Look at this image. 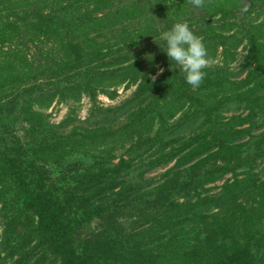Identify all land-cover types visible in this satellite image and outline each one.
I'll use <instances>...</instances> for the list:
<instances>
[{
  "label": "trees",
  "instance_id": "trees-1",
  "mask_svg": "<svg viewBox=\"0 0 264 264\" xmlns=\"http://www.w3.org/2000/svg\"><path fill=\"white\" fill-rule=\"evenodd\" d=\"M237 1L203 0L192 21L203 44L226 38ZM247 2L248 13L264 6ZM192 7L190 0H0V264H264L262 26L247 25L239 81L203 69L193 88L161 52L148 64L145 52L129 58ZM152 62L163 67L156 80ZM115 76L136 85L122 130L159 120L146 136L129 137L116 164L112 151L95 154L88 136H62L34 110L78 93L92 97ZM240 107L245 113L224 120ZM184 108L192 129L179 143L180 123L166 128L163 117ZM16 125L25 126L24 140ZM143 157L145 169L132 170ZM174 160L160 185H140ZM222 181L221 194L210 196ZM94 221L98 231L82 235Z\"/></svg>",
  "mask_w": 264,
  "mask_h": 264
},
{
  "label": "rangeland",
  "instance_id": "rangeland-1",
  "mask_svg": "<svg viewBox=\"0 0 264 264\" xmlns=\"http://www.w3.org/2000/svg\"><path fill=\"white\" fill-rule=\"evenodd\" d=\"M247 6V0H239L237 1L235 8L231 9V13L228 14L229 19L226 21L229 23L232 22V25L227 27L229 30H225L223 32V35L226 38L222 39V43L208 42L204 44L208 54V63L204 69L223 70V72L229 76V81H239L245 75V72L241 73V71L242 68L245 67L243 60L247 51V43L245 41L247 36L245 30L248 29L247 25L251 23V21H256L255 24H260L264 31V6L255 7L252 11L253 13H251V11L248 13V10L246 9ZM190 10H195L194 12L192 11L191 16L188 14L185 16H179L174 22L186 21L188 25L191 26V31H193L197 28V26H194L192 21L193 19L195 20L198 15L201 16L202 12L200 8L192 7ZM162 30V28L160 30L158 29L159 32ZM144 45L145 47H140V49L139 47L134 48L132 50L133 53L129 56V58L132 59L139 55V53L145 52V55L141 57V59L146 61L148 64L149 58L153 57L152 61H154L155 55L160 52L161 54H164L159 49L163 48V42L160 41V39L158 40V38L155 39V42L152 41ZM156 58L158 59L157 61H159V58ZM110 62H112L111 58H108L104 61V63L108 64H110ZM150 64L154 65L156 69V73L151 78L152 80H156L163 73V67L161 66L162 63L152 62ZM176 66V70L179 71V66ZM144 67L145 65H143L141 68ZM135 88L136 85L129 84L126 77L123 79L120 76H115L114 78H109L107 81H105L101 87L96 86L94 89L96 92H94L92 97H89L83 93H78L77 98L72 99L65 97L66 99L64 98V100H59L56 98L48 107L43 109L35 107L34 110L42 116V118L47 124L50 125L53 131H56L62 136H67L71 133H75V136L78 138L88 136L89 141L87 142V145L92 146V149L96 151L95 154H98L100 151V149L98 150V147L101 149L104 147V149L112 151V154L115 157L113 163L116 164L118 162V158L124 153V147H127L126 143L130 136H134L135 134L146 136L147 133H149L148 131L151 130L153 132L158 127L159 120L156 118L154 121H148L142 126L133 129L132 132H126L122 130L126 123L125 119L127 112L131 109V104H129L127 101L132 99ZM216 95L220 96L221 94L219 93ZM209 96L215 95H206V97ZM186 109L187 108L181 110L177 109L172 116H170V114L164 113L163 117L166 128L172 125L177 126L180 123V127L174 129V131L177 133L175 135L180 139L179 143L184 142L188 138L192 129V127H189L190 125L188 124L190 119L189 117H186L188 116ZM242 113L245 112H243L242 107H240L239 110L234 109L231 112L223 114L222 116L226 121L232 117H237L238 115L240 116ZM186 122L188 123L186 124ZM257 124L259 125L260 122ZM23 128H25L23 125L15 126L16 136L21 137L22 140H24L23 137L25 132L23 131ZM90 132H94V136H92ZM100 135H104V137L99 138ZM170 138V135H168V139ZM93 152L94 151H90L89 153ZM148 161L149 160L147 158L144 159L143 157L139 163L132 167V170L137 169L136 167H138V169L144 168ZM174 164L175 160L165 167L158 168L155 171L144 174L142 181L139 180L140 185H146V187L148 186L151 189L157 187L162 183V181H164L165 177L163 175L166 173V171L173 168ZM259 168L261 169L260 171H263L264 163L260 165ZM186 169H188V167L180 169L179 173L184 176ZM224 179H228V177H225ZM260 180H264V178L261 177ZM222 185L223 181L211 185V190L209 193L210 196H219L222 192ZM1 231L2 227L0 220V235ZM93 231H98V224L96 221L92 222L89 226L84 227L81 233L82 235H88Z\"/></svg>",
  "mask_w": 264,
  "mask_h": 264
},
{
  "label": "clouds",
  "instance_id": "clouds-1",
  "mask_svg": "<svg viewBox=\"0 0 264 264\" xmlns=\"http://www.w3.org/2000/svg\"><path fill=\"white\" fill-rule=\"evenodd\" d=\"M194 8L201 7L203 0H190ZM163 48H159L169 62L179 66L183 81L193 88L200 85L208 63L207 50L200 37L190 29L188 23L175 22L167 30L159 32ZM150 57V56H149Z\"/></svg>",
  "mask_w": 264,
  "mask_h": 264
}]
</instances>
